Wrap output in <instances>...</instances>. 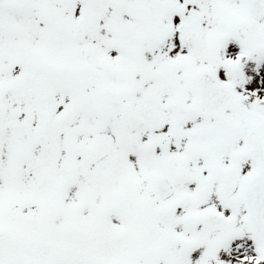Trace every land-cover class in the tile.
Instances as JSON below:
<instances>
[{
  "label": "snow or ice",
  "instance_id": "6c2138e0",
  "mask_svg": "<svg viewBox=\"0 0 264 264\" xmlns=\"http://www.w3.org/2000/svg\"><path fill=\"white\" fill-rule=\"evenodd\" d=\"M0 264H264V0H0Z\"/></svg>",
  "mask_w": 264,
  "mask_h": 264
}]
</instances>
